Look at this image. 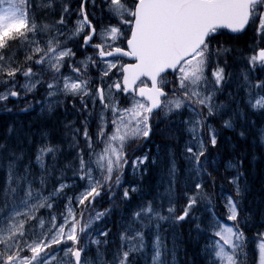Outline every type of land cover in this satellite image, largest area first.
<instances>
[{
    "label": "snow or ice",
    "instance_id": "snow-or-ice-1",
    "mask_svg": "<svg viewBox=\"0 0 264 264\" xmlns=\"http://www.w3.org/2000/svg\"><path fill=\"white\" fill-rule=\"evenodd\" d=\"M257 162L264 0H0V264H264Z\"/></svg>",
    "mask_w": 264,
    "mask_h": 264
},
{
    "label": "trees",
    "instance_id": "trees-1",
    "mask_svg": "<svg viewBox=\"0 0 264 264\" xmlns=\"http://www.w3.org/2000/svg\"><path fill=\"white\" fill-rule=\"evenodd\" d=\"M241 46H243V40L241 41ZM24 117H27V115L26 116L24 114L20 115V119H23ZM257 164L258 166L252 170V174L250 177V183L253 187V191L256 193L260 191L261 184L264 183V171H261L259 162H257Z\"/></svg>",
    "mask_w": 264,
    "mask_h": 264
},
{
    "label": "rangeland",
    "instance_id": "rangeland-1",
    "mask_svg": "<svg viewBox=\"0 0 264 264\" xmlns=\"http://www.w3.org/2000/svg\"><path fill=\"white\" fill-rule=\"evenodd\" d=\"M24 115L26 116V114H24ZM33 115H35V114H33ZM30 119H32V117L27 115V117H24L22 120H24V121L27 120L28 121ZM153 151H155V149H153Z\"/></svg>",
    "mask_w": 264,
    "mask_h": 264
}]
</instances>
